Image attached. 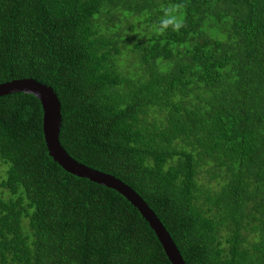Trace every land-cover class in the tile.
Returning <instances> with one entry per match:
<instances>
[{"label":"trees","instance_id":"obj_1","mask_svg":"<svg viewBox=\"0 0 264 264\" xmlns=\"http://www.w3.org/2000/svg\"><path fill=\"white\" fill-rule=\"evenodd\" d=\"M183 27L163 34V9ZM60 102L75 160L132 187L185 264H264V0H0V83ZM0 96V264H171L121 193L47 152Z\"/></svg>","mask_w":264,"mask_h":264},{"label":"water","instance_id":"obj_2","mask_svg":"<svg viewBox=\"0 0 264 264\" xmlns=\"http://www.w3.org/2000/svg\"><path fill=\"white\" fill-rule=\"evenodd\" d=\"M13 92L30 93L39 100L42 108V133L48 155L65 171L110 187L121 193L138 209L140 214L147 221L171 264H185L167 229L155 212L132 187L112 174L91 168L75 160L62 147L59 141V130L61 125L60 102L53 89L29 77L16 78L0 83V96Z\"/></svg>","mask_w":264,"mask_h":264},{"label":"clouds","instance_id":"obj_3","mask_svg":"<svg viewBox=\"0 0 264 264\" xmlns=\"http://www.w3.org/2000/svg\"><path fill=\"white\" fill-rule=\"evenodd\" d=\"M181 8V4H173L165 7L163 9L164 15L156 26V31L160 34H163L169 28L173 31H179L183 27V21L179 15Z\"/></svg>","mask_w":264,"mask_h":264},{"label":"rangeland","instance_id":"obj_4","mask_svg":"<svg viewBox=\"0 0 264 264\" xmlns=\"http://www.w3.org/2000/svg\"><path fill=\"white\" fill-rule=\"evenodd\" d=\"M2 167L0 166V169H1ZM1 171V170H0Z\"/></svg>","mask_w":264,"mask_h":264}]
</instances>
